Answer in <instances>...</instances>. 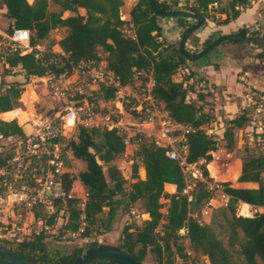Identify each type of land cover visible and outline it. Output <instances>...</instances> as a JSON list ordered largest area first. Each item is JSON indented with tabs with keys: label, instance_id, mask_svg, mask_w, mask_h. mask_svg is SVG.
<instances>
[{
	"label": "trees",
	"instance_id": "16d2710c",
	"mask_svg": "<svg viewBox=\"0 0 264 264\" xmlns=\"http://www.w3.org/2000/svg\"><path fill=\"white\" fill-rule=\"evenodd\" d=\"M154 1L162 11L182 10L203 15L205 19L215 23H227L235 19L251 2ZM0 4L5 7L3 17L8 22L7 27L0 30V38L10 34L15 27H25L29 30L31 45L39 44L42 47L38 58L34 57L33 51L24 54H20L19 50L0 52L3 73L16 77L21 72L24 77V81L0 80V112L21 106L19 98L29 77L68 74L80 62L97 65L102 59L106 61V69L113 74L118 85L102 84L94 91V94L104 100L114 98L119 87L131 86L135 82L137 71H147L153 80L151 94L158 107L173 122L189 127L185 132L186 161L197 164L203 159L205 162L198 165L201 175L205 180H211L205 164L212 160L211 151L216 150L217 140L206 132L205 126L213 115L198 104L205 101L203 94L189 98L188 93L192 89L185 82L186 79H174L179 69L195 63L183 57L178 46L171 45L161 37V16L153 12L149 0H136L128 11V18L121 17L123 0H33L31 3L27 0H0ZM51 4L58 9H52ZM80 8L85 10L84 14L79 13ZM65 11L69 12L67 16L63 15ZM175 18L182 31L194 23L193 19L191 22V18L186 16ZM127 25L132 29L131 33L126 31ZM60 27L65 28V34L58 40L51 38L50 32ZM233 34L246 36L247 28H238ZM251 36H264V33ZM212 40L206 39L201 49ZM230 42L239 47L246 44L236 40ZM55 44L61 52L52 49ZM254 45L261 49L253 57L264 60V44ZM99 49L105 54L104 58H101ZM186 51L189 52L187 49ZM198 51L194 48L189 53ZM131 112L133 115L137 114L135 111ZM248 114L249 110L242 107L238 115L225 120L227 126L223 138L228 145L232 144L234 131L246 125ZM78 128V142L70 141L69 145L73 156L86 162V169L76 174L67 170L61 173L62 195L55 200L54 212L47 213L41 207L35 208L34 216L42 221L43 227L54 226L59 212L64 209L67 211V218L60 226V232L77 231L81 228L79 236L82 238H88L92 233L99 236L111 230L110 224L120 205L122 212L127 213L128 207L139 201L148 217L141 225H124L121 243L116 245L137 260L144 263L148 257L151 264H175L176 258L182 264H264V212L255 211L252 215H242L236 211L239 202L252 207L264 206V151L251 154L240 163V172L235 182L250 183L252 186L236 187L231 179L223 181L224 192L229 196L227 202L211 213L209 222H200L193 213L200 210L212 197V193L203 180L187 177L179 162L166 155L165 147L159 146L145 134L133 137V142L138 138L135 153L144 168L145 176L139 177L138 165L133 162V181L127 188L126 179L114 163L125 149L122 135L114 129L82 125ZM17 138L24 139L25 136L16 119H0V139H12L15 143ZM259 142L264 140L259 139ZM65 165L67 166V160ZM211 174L213 176V170ZM75 180H79L85 188L86 196L82 207L77 205L81 200L71 192ZM165 183L174 184L175 192H166ZM186 185L190 186V200L182 193ZM161 199H167L164 213L161 211L164 206ZM104 208L107 210L105 222L100 219ZM181 229L185 230L189 249L197 255L206 256L207 263L190 257L180 241ZM43 232L44 229L29 240L42 243L28 246H20L19 243L12 246L0 240V245L13 249L18 255L36 264H59L73 260L85 248L98 244L97 241H92L85 247H74L69 253L60 255L46 247L43 238H47L48 233ZM90 264L113 263L98 260Z\"/></svg>",
	"mask_w": 264,
	"mask_h": 264
},
{
	"label": "built area",
	"instance_id": "2783aa9c",
	"mask_svg": "<svg viewBox=\"0 0 264 264\" xmlns=\"http://www.w3.org/2000/svg\"><path fill=\"white\" fill-rule=\"evenodd\" d=\"M4 50H19L20 54L34 52V57L41 55V45H31L30 33L25 27H15L10 34L0 38V52ZM142 72L137 71L136 76ZM118 85L110 71H98L91 62H80L68 74L49 77L46 85L51 98H56L63 103L62 107L53 116L34 115L30 122L32 131L24 139L17 138L14 147L4 144L0 148V201L4 197L17 207H23L30 212L36 206L45 208L49 213L55 209V200L62 195L60 175L65 171L64 158L65 146L60 142V137L69 138L79 125L84 127L114 129L122 135L125 146L133 143V137L139 134L150 136L159 146L166 148V155L177 160L184 173L193 178L203 180L212 197L193 213L200 219L210 218L211 212L217 206L227 202L229 196L224 192L220 181L205 180L199 169L186 161L187 144L185 132L189 127L173 122L162 111L151 94V87L146 91L143 103L132 102L127 95L121 94L118 98L107 100L99 98L94 91L100 85ZM148 86L153 84L149 75ZM89 89L87 93L84 89ZM122 87H119L118 93ZM244 104L249 110L246 127L247 136L253 140V133L257 139L264 140V91L248 89L244 94ZM72 101H76L73 103ZM135 111L136 119L131 120V112L126 111V106ZM133 126V127H132ZM178 130L177 133H174ZM210 134V131H208ZM138 138L134 141L136 142ZM201 163L205 161L200 160ZM141 164V162H140ZM190 186L186 185L182 193L191 199ZM253 212L257 207H252ZM135 214L134 211L131 212ZM143 215V214H142ZM139 218L138 214L134 215ZM84 224V223H83ZM46 228V227H45ZM17 241L22 243V238L33 235V231L26 230L24 226L15 227ZM81 228L77 231H65L66 237H78ZM39 232V231H38ZM36 233V232H35ZM21 238V239H19ZM204 262L208 260L205 258Z\"/></svg>",
	"mask_w": 264,
	"mask_h": 264
},
{
	"label": "rangeland",
	"instance_id": "374dc122",
	"mask_svg": "<svg viewBox=\"0 0 264 264\" xmlns=\"http://www.w3.org/2000/svg\"><path fill=\"white\" fill-rule=\"evenodd\" d=\"M33 0H27L28 3H31ZM226 0H222V3H225ZM215 6V5H214ZM50 7L54 10H57V6L55 5H50ZM127 10V6H124L121 9V17L122 18H126V16L128 15V11ZM79 13L80 14H84L85 10L83 9H79ZM1 14V13H0ZM69 14V12L65 11L63 13L64 16H67ZM191 22H193V20L191 19ZM8 25L7 19H5L3 17V15H0V29H5ZM252 27V28H251ZM251 27H247V35L246 36H251L253 34H257L259 33L258 31H255L253 28V26ZM126 31L128 33L132 32V29L130 28L129 25L126 26ZM66 30L65 28H57V29H53L50 32V37L54 38L56 40H58L60 37H62L65 34ZM180 36H181V32L180 34L177 36V38L172 42L169 41L167 38V41L169 43H171V45L177 47L179 45V40H180ZM252 37V36H251ZM215 38H217V36H215ZM189 39H191V41L189 42ZM231 40H226L223 41L219 44H217L216 46H214L211 50H209L207 53H205L204 55H202V57L200 58V60H204V59H208L211 57H214L213 55L220 49V47L225 46V45H229L232 42H230ZM189 45H193L195 47V49L197 50H201L200 48H198L197 46V42L194 40V38H188V40L186 41V45L185 48L187 50H189V52L193 51V47H190ZM244 49L245 51H254L255 49H261L260 47L254 45V44H250V43H246L243 45H240V49ZM52 49L56 52H61V49L59 48V46L57 44L53 45ZM264 49V47L262 48ZM101 58H104L105 54L99 49L98 50ZM198 60V61H200ZM197 62V61H194ZM192 66V65H191ZM95 68L98 71H101L103 73H106L107 69H106V61L104 59H102L97 65H95ZM14 71V70H13ZM259 70H257L258 72ZM142 72V71H141ZM178 75L177 73L174 75L176 76L177 79L179 78H185L187 77V73L183 74L182 71L178 70ZM194 72V71H192ZM191 73V72H190ZM10 74H4L3 73V68L1 66L0 63V80L3 79H7L9 78V80L7 81H11V80H15L16 77L18 80H23L24 81V77L22 75L21 72L18 73V75L14 78H10L8 77ZM149 72H142L140 75L135 76V82L131 85V86H124L120 89V91L118 93L115 94V98L119 99V96L121 94L123 95H127L130 100L132 102H140L143 103L144 98L146 96V91L152 87V85L148 86V79H149ZM49 77H42V79H37V77L35 76H31L28 79V83L24 85V93H21V100L19 99V101H21V106L18 107V110L16 111V113H18V115L20 117H17V119L20 122H28L31 121V119L33 118L34 115L36 116H53V114H55V112L57 110H59V107H62V105H64L63 103H61L60 101H58L56 98H51L50 95L48 94V86L46 85L47 80ZM197 80V78H196ZM187 85H190L189 87H191V91L188 93V97H197V95L199 93L203 94L201 91V89L203 88L201 85H199V83H188ZM94 86H92L91 88L88 89H84V92L87 93L89 91V89H93ZM193 93V94H192ZM27 99H31V101L29 103H27ZM34 102L32 104H30L31 102ZM199 105L203 106L204 111H208V113H211L213 115V118L208 122L207 126H205L206 128V132L208 133V131H210V134L213 135L216 140H217V148L216 150H218L219 148H222V150L218 151V154L216 155H212V160L210 163L208 162L206 165L207 171H208V176L211 178L210 181H226V180H233V185L235 184V178L237 176V172H238V166L241 163V161L246 158L247 156L251 155V154H257L260 153L261 151H264V142H259V140L257 139V134L253 133V140H250L247 136V132L248 129L246 127V129H240V131L233 136L232 138V144L228 145L227 142L225 141V139L223 138V133L221 134H216L215 132L217 130H219L220 126H219V122L218 120L215 121L216 117L215 114L213 112V108L210 106L212 104V102H210L209 100H205V101H201L198 103ZM126 111L129 113L131 112V109L128 107H126ZM15 117V116H14ZM137 117L136 115H133V113L131 112V120H135ZM215 118V119H214ZM133 127V126H132ZM178 130H175L174 133H177ZM79 128L77 127V129L74 131V133L67 138V136H63L60 137V142L65 146V159H64V165H65V160H67V166L65 165V171H70L73 173H78L79 171L85 170L86 169V162L78 157L73 156V153L70 149V145L69 142L70 141H74V142H78L79 140ZM94 138V137H93ZM8 144L9 145H13L14 141L12 139H0V148H4V144ZM14 147V146H13ZM214 150V151H216ZM136 151V146H135V142L130 143L129 145L125 146L124 152L117 157L114 160V163L116 164L117 168L120 170V172L122 173L123 177L126 179L127 183H126V187H129V184L133 181V178H131V167H132V163L135 162L138 165V175L140 178H144V172L142 170V165L140 164V161L138 159V156L135 153ZM98 163H101L100 161L97 160ZM201 164V161H199L197 164H193V167L195 169H199L198 165ZM209 164V165H208ZM211 165V168H210ZM103 169H105V167H103ZM200 170V169H199ZM214 171V174L212 176L211 171ZM105 171V170H104ZM187 177H191V179L193 178L192 175H189L186 173ZM195 179V178H193ZM166 191H175L176 188L172 189L170 187H166L165 188ZM71 192L73 193V195L75 197H78L81 201L77 204L78 206L82 207L83 206V201L85 200V188L84 186L79 182V180H75L72 183V188H71ZM161 201L164 203L163 208L161 209V211L164 213L166 211V203H167V199H161ZM217 206L213 209V211L211 213L216 212V209L221 206L219 205L218 202L215 203ZM141 203L139 201L132 203L129 207H128V211L127 213H123L122 212V208L121 205L118 207V211L116 212L115 216L113 217V220L110 224V228H112V224L115 226L114 228V233H116L115 235L118 236V245L121 243V235H122V227L124 225H128V224H132V225H141L142 221L144 219L147 218L146 215H144L143 210L141 208ZM38 206H36L35 208H37ZM42 211H46L47 213H49L45 208L41 207ZM39 208V209H41ZM55 209V208H54ZM34 210L32 212H30L28 209H25L23 207H17L16 205H14L9 198L4 197V200L0 201V216H6L10 215V212H13L14 214V218H12L13 220H9L6 224H1L0 226H9V244L12 246H15L17 244H19V242L17 241V231H15L13 229V226L15 225V227H22L24 226L26 230L30 229L32 230L34 233L31 236H26L24 238H22V241H29L30 239H33L42 229H44L45 232L43 233H48L47 234V238H43V241L46 245V247L53 253H58L60 255L63 254H67L69 253L72 248L74 247H85L87 245V243L92 242V241H97L98 243H101L100 238L97 237L96 235H94L92 233L91 236H89L88 238H82L80 236L78 237H66V234H63L62 232H60V226L62 225V223L66 220L67 218V211L63 209V211H60L58 214V218H57V223L54 226L51 227H43L42 221L39 220V218H36L34 216ZM134 211L135 214H138L139 218H135L134 215L131 212ZM238 214H249L252 215L253 213V209H251L249 206L244 205V204H240L238 203L237 205V209H236ZM257 211L259 212H264V209H257ZM54 212V211H53ZM52 213V212H51ZM143 214V215H142ZM100 219H102L104 222L107 219V210L106 208L103 209L102 214L100 215ZM198 220L200 222H209L210 218L207 219L206 217L200 219V217H198ZM5 229V228H3ZM39 231V232H38ZM36 232V233H35ZM113 233V235H114ZM180 234V241L185 245L186 251H188V254L190 255L191 258H195L196 260L202 261L204 263V259L206 258V256H200L197 255L195 253H193L191 251V249H189V243L188 240L185 238V230L181 229L179 231ZM45 235V234H44ZM109 237H111L109 235ZM21 239V238H19ZM23 243V242H22ZM86 249V248H85ZM84 249V250H85ZM207 259V258H206ZM145 264H151L150 260L148 257L145 258L144 260ZM175 264H182L181 260L179 258H176L175 260Z\"/></svg>",
	"mask_w": 264,
	"mask_h": 264
},
{
	"label": "crops",
	"instance_id": "0c3cea01",
	"mask_svg": "<svg viewBox=\"0 0 264 264\" xmlns=\"http://www.w3.org/2000/svg\"><path fill=\"white\" fill-rule=\"evenodd\" d=\"M135 1L136 0H123L124 4L122 8L124 6H127L126 11H129L131 5ZM4 11V5L0 4V13L2 15ZM126 18H128V15L126 16ZM159 23L162 26V38H167L169 41L173 42L180 34V32L182 33V29L177 25L175 17L161 16L159 18ZM251 26H253V29L255 31H258L260 35L264 33V0H251L248 7L242 9L235 19H232L227 23H215L206 19L205 24L198 30L191 33L189 37L194 38V40L197 42V45L195 46L201 49L202 43L208 38L215 39V36L218 37L223 34H233L238 28H247ZM190 41L191 39H189V42ZM189 46L195 48L193 45ZM259 50L260 49H255L251 52L245 51L242 48L240 49V47L236 43L232 42L229 45L220 47V49L213 55L214 57L204 60L199 59L200 61L194 62L195 64H193L192 66L190 65L189 67L179 69L183 74H188L184 79H177L176 76H174L175 80L179 81L182 79H186L185 82H198L199 85L203 87L200 92L204 93L205 100H209L210 102H212L210 106L213 108V112L216 117V119H214L215 121H220V128L215 132L216 134H221L224 132L227 126L225 120L231 119L240 113V109L242 108L245 101L244 94L248 89L251 88L259 91H264V60L253 57V55ZM257 70L259 71L257 72ZM37 79H42V77H37ZM6 80H9V78H7ZM15 80H18L17 77ZM21 96L22 94L20 95V100ZM30 101L31 99H27V103H29ZM32 103L34 102L32 101L30 104ZM17 110L18 108L0 112V119L4 121L16 119L19 125L24 124L26 121L20 122L17 119V117H20L18 113H16ZM13 111L14 113L10 118H7L5 116L6 113ZM240 129H246V125H243V127H241ZM240 129L234 131V136L240 131ZM220 150H222V148H219L216 151H211V155L218 154V151ZM142 170L145 176L143 166ZM239 172L240 164L238 166L237 176L239 175ZM167 186L172 189L176 188L174 184L165 183V191V188ZM234 186L251 187L252 185L250 183L240 184L235 182ZM166 192L173 193L175 191ZM239 203L247 205L251 208V205L249 204L243 202ZM257 208L264 209V206H257ZM144 215L148 217L147 213H144ZM14 217L15 216L13 212H10L9 217L8 215L0 216V225L6 224L9 220H13L12 218ZM7 228L9 229V226H0V240H3L9 244V230ZM114 228L115 226L112 224L111 230L97 236L100 238L101 243H108L113 245L118 244V236L115 235L116 233H114ZM109 235L111 237H109Z\"/></svg>",
	"mask_w": 264,
	"mask_h": 264
},
{
	"label": "water",
	"instance_id": "95a60500",
	"mask_svg": "<svg viewBox=\"0 0 264 264\" xmlns=\"http://www.w3.org/2000/svg\"><path fill=\"white\" fill-rule=\"evenodd\" d=\"M150 7L153 12L158 16H186L194 20V23L191 27L184 29L181 33L178 49L183 57L188 61L194 62L198 61L202 55L207 53L217 44L226 41V40H236L242 41L245 43L255 44L260 43L264 44V36H242L237 34H223L213 39L208 45L202 48L196 53H189L185 49V43L191 33L198 30L205 24V18L203 15L192 14L182 10H170L162 11L160 10L154 0H149ZM83 9V8H80ZM84 10V9H83ZM75 103L76 101H72ZM23 134L29 136L32 131V126L30 122H25L21 125ZM33 243H42L37 241H28L20 243V246H28ZM105 260L113 264H144L143 262L134 258L126 250L108 243H98L93 246L87 247L80 255L75 257L73 260L59 263V264H90L91 262ZM0 264H36L29 259H26L18 255L13 249H10L6 246L0 245Z\"/></svg>",
	"mask_w": 264,
	"mask_h": 264
},
{
	"label": "bare ground",
	"instance_id": "6f19581e",
	"mask_svg": "<svg viewBox=\"0 0 264 264\" xmlns=\"http://www.w3.org/2000/svg\"><path fill=\"white\" fill-rule=\"evenodd\" d=\"M13 113H14V111H13V112H8V113L5 114V116H6L7 118H10V117L13 115ZM248 215H249V214H248Z\"/></svg>",
	"mask_w": 264,
	"mask_h": 264
}]
</instances>
